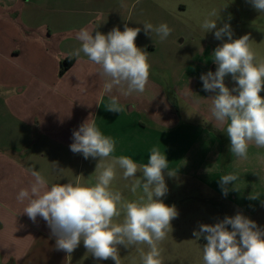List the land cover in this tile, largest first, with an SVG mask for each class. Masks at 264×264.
Listing matches in <instances>:
<instances>
[{
	"label": "crops",
	"instance_id": "obj_1",
	"mask_svg": "<svg viewBox=\"0 0 264 264\" xmlns=\"http://www.w3.org/2000/svg\"><path fill=\"white\" fill-rule=\"evenodd\" d=\"M213 11L216 16H210ZM218 17L217 27L229 23L233 39L249 35L257 62H264V13L248 0H0V264H85L77 250L69 256L56 248L47 223L39 216L30 220L23 213L28 201H18L17 195L34 182L30 170L38 171L48 186L96 183L109 161H100L96 169L98 157L85 159L70 150L73 131L89 117L115 140L114 156L143 164L157 147L175 171L170 177L165 170V180L197 183L199 192L189 196L201 201L211 195L210 210L200 205L194 215L197 229L237 213L264 229V148L249 144L247 159L230 152L227 122L212 116L215 93L205 91L200 79L208 71L215 73L212 53L227 41L217 40L215 30L201 28L206 18ZM145 23H166L172 32L161 41L144 32ZM125 25L141 28L135 43L146 53L180 47V61L149 63L143 93L125 95L126 86L105 91L101 66L83 53L70 55L80 47V29L106 35ZM66 62L70 66L61 73ZM225 85L236 86L230 74ZM113 97L121 112L107 110ZM228 173L238 180L226 186L225 196L220 177ZM122 178L117 169L114 182ZM117 191L122 197L128 192V202L137 199L131 188L125 191L115 183ZM196 243L202 248L206 241Z\"/></svg>",
	"mask_w": 264,
	"mask_h": 264
},
{
	"label": "clouds",
	"instance_id": "obj_2",
	"mask_svg": "<svg viewBox=\"0 0 264 264\" xmlns=\"http://www.w3.org/2000/svg\"><path fill=\"white\" fill-rule=\"evenodd\" d=\"M260 13H264V0H248ZM216 12L210 16H216ZM217 19H205L201 24L204 32L215 30L217 40L227 41L217 46L212 53L216 71L202 74L203 89L215 93L212 96L211 113L215 120L227 122L226 134L230 140V152L239 159H247L249 144L264 148V62H257L250 46L249 35L233 39L229 23L217 27ZM146 34L155 33L161 41L167 39L172 29L162 23L143 25ZM141 28L127 25L121 31L114 27L106 35L80 29L76 35L80 47L70 53L79 58L81 53L101 66L100 75L106 78L105 91L114 86H126L125 95L143 93L149 81L150 64L148 53L136 46ZM231 75L236 86L225 85V77ZM235 93V94H234ZM107 110L121 112L115 97ZM70 150L81 153L85 159L108 160L103 165L94 185L78 182L54 183L48 186L44 177L30 170L34 182L30 189H21L17 200L28 201L23 213L30 220L41 217L56 238V248L71 255L83 242L84 247L97 260L111 259L120 264L119 246L146 244L148 251L142 255V264H162L159 243L166 239L171 221L178 216L175 206L166 205L161 197L168 192L165 170L169 169L165 153L153 147L147 163L138 164L128 156H114L116 142L102 133L90 117L78 130L73 131ZM117 169L123 179H133L131 191L142 189L144 195L136 201H125L120 192L111 190ZM141 177L136 179L137 173ZM238 176L228 173L220 177L223 194L227 185L236 182ZM259 196H252L255 199ZM123 214L122 223H113ZM231 226V230L229 227ZM196 240L203 238V264H264V229L256 222L237 213L215 224H201L193 232Z\"/></svg>",
	"mask_w": 264,
	"mask_h": 264
},
{
	"label": "rangeland",
	"instance_id": "obj_3",
	"mask_svg": "<svg viewBox=\"0 0 264 264\" xmlns=\"http://www.w3.org/2000/svg\"><path fill=\"white\" fill-rule=\"evenodd\" d=\"M177 46L172 50L168 48H161L156 53H148V62L151 64L160 65L162 63L168 64L171 62L174 63L180 61V47ZM159 71L162 73L164 70ZM166 87L168 88V86ZM93 98L95 97L93 96ZM98 99L99 98L96 100ZM87 100H89V98H87ZM193 167L194 166H191L192 169ZM140 177L141 173H139L138 179ZM132 180H125L123 178L121 181L117 180L114 182L113 180L111 184V190L115 191L116 183L118 187H123L126 191L127 189L131 188L133 183ZM165 182L168 192L164 197H161V199L166 205L171 204L172 206H175L178 211V216L171 221L172 229L170 228L168 230L166 239L159 243V248L161 249L160 259L162 264H203V250L202 248L198 247L196 239L193 236V232L199 230L195 226L196 217H194V215L196 214V211H199L200 205L204 206L205 212L210 210L207 209L209 208L208 202L212 203V200H209L211 199V195H203L204 198L202 201L199 197L197 198L196 195L194 197H190V194L199 192V185L197 183L191 182L190 180L188 182H180L178 179L172 177L171 180L166 179ZM121 183L122 186H120ZM127 183H130L128 184V187L126 186ZM183 191H190L191 193L185 194ZM143 195L144 193L142 189H138L136 192L137 199ZM123 198L125 201H127L130 198V194L126 192ZM191 215H193V217H190ZM123 219L124 216L121 215L120 217L114 218L113 223H122ZM75 250H77L76 253L80 255V257L85 261V264H105L107 262L113 261L111 259H95L90 253H88L82 241ZM146 253V244L131 245L128 248L119 246L120 262L123 264H131L136 260L139 264H142V255Z\"/></svg>",
	"mask_w": 264,
	"mask_h": 264
},
{
	"label": "trees",
	"instance_id": "obj_4",
	"mask_svg": "<svg viewBox=\"0 0 264 264\" xmlns=\"http://www.w3.org/2000/svg\"><path fill=\"white\" fill-rule=\"evenodd\" d=\"M74 61V60H73ZM70 66V64L69 63H65V68H63V70L61 71V73H64V71H65V69L67 68V67H69Z\"/></svg>",
	"mask_w": 264,
	"mask_h": 264
}]
</instances>
